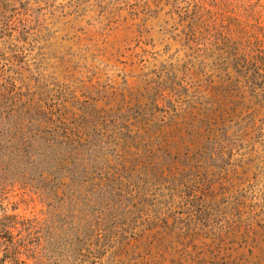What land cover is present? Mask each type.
Here are the masks:
<instances>
[{
  "label": "rangeland",
  "instance_id": "rangeland-1",
  "mask_svg": "<svg viewBox=\"0 0 264 264\" xmlns=\"http://www.w3.org/2000/svg\"><path fill=\"white\" fill-rule=\"evenodd\" d=\"M257 23L264 24V0H0V75L25 96L72 110L66 122L88 121L100 152L80 194L65 181L45 199L7 185L0 217L44 220L57 213L64 223L93 225L115 204L141 199L158 218L184 216L181 186L198 190V178L211 180L192 192L209 206L208 227L216 232L232 221L238 264H264V35ZM183 119L206 140L207 162H194L182 185L150 175L137 158L130 172L117 170L124 154L151 149L183 162L195 153L187 142L185 154L184 131L174 135ZM214 150L225 156L209 159ZM203 171L209 174L198 177ZM93 189L102 198L97 204L84 195ZM33 234L19 225L0 229V264H99L87 249ZM100 253V264H109L107 247Z\"/></svg>",
  "mask_w": 264,
  "mask_h": 264
},
{
  "label": "trees",
  "instance_id": "trees-1",
  "mask_svg": "<svg viewBox=\"0 0 264 264\" xmlns=\"http://www.w3.org/2000/svg\"><path fill=\"white\" fill-rule=\"evenodd\" d=\"M255 26L264 35V24L257 23ZM259 64L264 66V59ZM242 78L245 82L249 81L246 75ZM71 112L65 107L54 109L31 95L25 96L0 75V193L7 185L19 184L23 188L37 190L40 198L45 199L56 197L58 184L63 181L70 185L73 193L80 194L87 187L85 175L94 163L93 157L100 153L99 147L92 145L94 135L88 121L80 120L78 116V121L66 122ZM181 130L184 131L185 154L189 150L186 148L187 142L190 151L195 152L188 157H184V151L177 152L178 156L185 158L183 162L182 158L172 160L169 157L165 160V155L150 149L133 158L132 155H121L117 170L130 172L128 165L137 158L144 167L149 168L147 172L150 175L164 174L168 182L178 181L181 184L185 177L182 174L191 170L194 162L201 159L207 162L202 149L206 140L199 130L187 127L185 119L183 124L176 126L174 135L181 136ZM222 151L214 150L208 158H222L225 156ZM156 153L160 156L155 157ZM206 174L209 172L203 171L198 177ZM93 181H89L91 187L96 185ZM195 183L201 185L198 190L184 184V188L181 186L179 200L185 203L188 213L184 216L158 218L150 210L151 205L141 199L130 202L125 208L122 204H115L111 211L100 213L101 217L93 225L85 219L64 223L57 213L44 220H19L17 215L4 214L0 217V229L6 230L10 226L17 228L19 225L29 238H33V233L37 232L41 240L62 243L81 252L87 249L99 264L103 259L100 250L105 246L110 254L109 264H117L123 259H130L133 264H238L239 256L232 247L237 235L235 224L230 221L216 232L208 227L205 221L209 218V206H202V201L198 202L199 195L194 196L192 192L200 194L202 185L208 187L212 181L204 182L198 178ZM90 192V195L84 194L88 203L97 204L102 200L95 190ZM101 192L106 194L105 189H101ZM138 195V198L144 196L142 193ZM74 202L81 200L74 198ZM198 206L201 207L193 210ZM95 231L98 232L95 240L91 245H86L91 242L89 237Z\"/></svg>",
  "mask_w": 264,
  "mask_h": 264
}]
</instances>
